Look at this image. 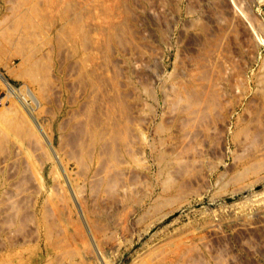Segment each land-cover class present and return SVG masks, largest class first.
<instances>
[{
	"label": "rangeland",
	"instance_id": "rangeland-1",
	"mask_svg": "<svg viewBox=\"0 0 264 264\" xmlns=\"http://www.w3.org/2000/svg\"><path fill=\"white\" fill-rule=\"evenodd\" d=\"M222 5L0 0V264H264V0Z\"/></svg>",
	"mask_w": 264,
	"mask_h": 264
},
{
	"label": "bare ground",
	"instance_id": "bare-ground-1",
	"mask_svg": "<svg viewBox=\"0 0 264 264\" xmlns=\"http://www.w3.org/2000/svg\"><path fill=\"white\" fill-rule=\"evenodd\" d=\"M215 1H217V3H220L221 6H223L222 3L226 2V0H215ZM246 1L249 2V3L252 2V0H246ZM258 1H263V0H258ZM217 6H220V5L218 4ZM217 6H216V7H217ZM214 14H216V13L214 12ZM212 15H213V14H212ZM207 31H210V30H207ZM196 33H197V32H196ZM210 33H211V32H210ZM205 34H206V33H205ZM17 95L19 96V101L21 102V104L24 105V106L26 107V104L24 103L23 97L20 96L19 94H17ZM163 162H164V161H163ZM177 187H178V186H177ZM179 189H180V187H179ZM99 252H100V251H99ZM101 252H102V251H101ZM102 254H103V253H102ZM91 256L95 257V255H93V254L90 255V257H91ZM96 256H97V255H96ZM102 256H103V255H102ZM102 256H101V257H102ZM93 257H91V258H93ZM97 258H98V257H97ZM97 258H96V259H97Z\"/></svg>",
	"mask_w": 264,
	"mask_h": 264
}]
</instances>
